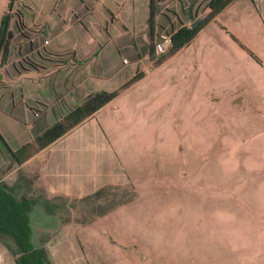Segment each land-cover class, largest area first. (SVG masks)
Wrapping results in <instances>:
<instances>
[{"label":"rangeland","instance_id":"rangeland-1","mask_svg":"<svg viewBox=\"0 0 264 264\" xmlns=\"http://www.w3.org/2000/svg\"><path fill=\"white\" fill-rule=\"evenodd\" d=\"M48 1L45 10L53 1L56 8L67 3ZM27 2L33 11L23 6ZM36 3L14 0L12 17L22 11L43 20ZM6 4L0 0V19ZM197 17H187L188 24ZM30 21L33 30L24 34L32 44L10 20L14 37L7 59H58V53L83 59L76 77L87 75V84L108 90L143 72L99 115L116 160L130 176L127 183L104 188L92 198L57 199L83 220L93 215L88 207L98 201L107 207L136 198L130 213L123 209L120 223L117 212L91 225L92 235L82 239L91 264L128 262L119 245L110 242V252L106 241L103 245L95 238L98 226L119 229L121 243L132 242V248L148 255L139 264H264V0H232L164 58L159 57L169 42L161 30L153 58L144 54L149 40L139 27L108 33L107 40L103 30H92L90 42L85 40L88 32L73 39L70 31H61L56 42L71 51L58 52L47 48V37ZM46 116L52 118L50 112ZM20 121L30 131V118Z\"/></svg>","mask_w":264,"mask_h":264},{"label":"crops","instance_id":"crops-1","mask_svg":"<svg viewBox=\"0 0 264 264\" xmlns=\"http://www.w3.org/2000/svg\"><path fill=\"white\" fill-rule=\"evenodd\" d=\"M37 1L35 7L43 20L36 13L35 16H28L20 12L26 24L34 20L43 37H47V48L52 51H71L62 49L63 46L56 42L61 31H70L69 38L73 39H82L84 33L88 32L86 42L94 41L89 32L92 30L98 33L103 30L104 40L110 38L108 33L115 35L121 30L130 32L139 27L141 31H146L149 0H67L60 8H56L59 5L53 1L50 10L44 9L49 4L48 0ZM251 1L255 3V0ZM30 3L34 4L33 1ZM30 3L23 6L33 11ZM206 3L207 0H158L156 29L161 33L176 30L181 23L188 24L190 14L202 18L209 11ZM66 14L67 19L64 17ZM53 60L6 59L0 66L4 73L0 79V132L11 148L31 140L56 119L57 112H65L68 107L80 104L88 91L99 90L98 86L86 83L87 75L76 77V69L80 68L77 63L83 59H64L61 66H57ZM32 63L38 65L33 66ZM102 64L106 65L101 60ZM109 103L111 101L22 164L14 165L6 161L9 167L1 179L12 185L17 195L33 198L29 211L30 238L33 245L43 252L48 264H91L82 244L83 238L92 235L91 225L101 224L117 212H121L120 216H115L120 223L123 209L130 208V213L134 208L135 197L107 207H102L98 201L92 207L85 206L94 212L92 216L76 220L73 209L65 210L57 202L61 196L92 198L100 195L104 188L124 186L130 178L116 160L113 141L99 118ZM48 112L52 118L46 116ZM25 117L32 122L27 124L30 131L23 129L19 123ZM107 124L111 127L108 120ZM97 231L99 236L95 238L100 237L103 245L106 241L108 248L111 243L120 246L119 254L127 258V264L147 261L148 255L132 248V242L121 243L119 229V232L107 231L98 226ZM8 245L13 246L10 238L0 236V264H16ZM112 248H109L110 252H113ZM90 253L94 255L91 250Z\"/></svg>","mask_w":264,"mask_h":264},{"label":"trees","instance_id":"trees-1","mask_svg":"<svg viewBox=\"0 0 264 264\" xmlns=\"http://www.w3.org/2000/svg\"><path fill=\"white\" fill-rule=\"evenodd\" d=\"M232 0H207L209 11L205 16L200 18L195 26L183 24L173 31H166L169 39V48L159 58H164L166 55H172L181 47L186 45L209 20L213 19L228 3ZM14 0H7L6 10L0 19V66L6 62L9 53V44L14 37V31L10 26V20L13 19V24L18 34L29 40L24 34L25 29L33 30L24 22L21 12L17 11L12 17L11 9ZM158 0L148 1V15L146 18V31L148 36V55L150 58L155 57L154 48L158 45L155 37L159 33L156 29L157 14L159 13ZM190 19L195 18L193 14L188 16ZM182 22V21H181ZM35 29V28H34ZM161 36V34H160ZM32 44V43H31ZM61 58L54 59L57 66L64 63V54H55ZM73 57V56H72ZM76 61L75 59H72ZM79 60L78 62H80ZM32 65H38L32 63ZM143 76L142 71L135 72L130 79L125 81L116 89H99L85 93L83 101L75 106H70L65 112H57L56 119L47 125L43 130L37 132L31 140L22 143L17 148H11L3 135L0 132V236L10 238L13 246L8 245L12 251L16 264H48L43 252L36 248L30 238L31 226L29 222V211L31 209L33 198L26 195H17L16 191L5 180L1 179L2 174L9 167L6 161L9 160L14 165L22 164L29 157L39 152L56 139L67 133L76 125L87 119L95 111L101 108L106 103L112 101L121 90L136 82ZM120 202V201H119ZM117 202L113 203L116 204ZM50 208V206H48Z\"/></svg>","mask_w":264,"mask_h":264},{"label":"water","instance_id":"water-1","mask_svg":"<svg viewBox=\"0 0 264 264\" xmlns=\"http://www.w3.org/2000/svg\"><path fill=\"white\" fill-rule=\"evenodd\" d=\"M199 20H200V18L197 17V18L192 22L191 26H192V27L195 26V23L198 22Z\"/></svg>","mask_w":264,"mask_h":264},{"label":"built area","instance_id":"built-area-1","mask_svg":"<svg viewBox=\"0 0 264 264\" xmlns=\"http://www.w3.org/2000/svg\"><path fill=\"white\" fill-rule=\"evenodd\" d=\"M168 42H169V39H168ZM161 44V43H160Z\"/></svg>","mask_w":264,"mask_h":264}]
</instances>
